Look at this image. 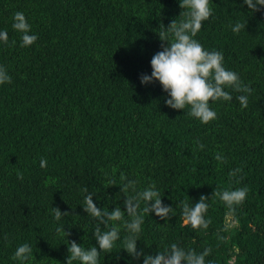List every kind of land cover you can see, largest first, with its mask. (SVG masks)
Segmentation results:
<instances>
[{
	"label": "trees",
	"instance_id": "1",
	"mask_svg": "<svg viewBox=\"0 0 264 264\" xmlns=\"http://www.w3.org/2000/svg\"><path fill=\"white\" fill-rule=\"evenodd\" d=\"M210 7L194 39L222 52L224 67L253 91L227 87L232 98L210 100L217 116L202 123L187 107L170 108L158 81L140 82L168 43L159 33L170 41L164 28L183 19L179 0H0V65L11 77L0 85V264H20L13 253L24 243L26 264H68L71 241L95 246L96 227L113 224L120 239L99 264H142L122 249L131 220L124 202L135 195L128 180L138 191L154 184L172 207L165 219L143 214L138 250L177 243L211 249L205 259L214 264H264V9L250 12L243 0ZM17 11L38 37L30 46L13 28ZM237 22L244 26L234 32ZM239 187L246 198L229 209L220 193ZM88 193L105 211L119 206L122 219L105 225L89 215ZM201 196L210 222L194 229L183 204ZM54 207L67 214L56 220Z\"/></svg>",
	"mask_w": 264,
	"mask_h": 264
},
{
	"label": "clouds",
	"instance_id": "2",
	"mask_svg": "<svg viewBox=\"0 0 264 264\" xmlns=\"http://www.w3.org/2000/svg\"><path fill=\"white\" fill-rule=\"evenodd\" d=\"M183 9L179 22L172 20L164 33H171L172 39L169 41L163 33H159L162 40L167 41L162 46V50L157 51L150 60L151 73H143L140 76L142 84L159 82L167 96L165 103L172 109L188 108L189 114L202 123H208L216 118V111L210 107V100H230L231 94L226 90L232 87L243 93H251L253 89L242 83L239 74L224 67L223 53L217 50H208L194 39L202 27V22L208 20L213 13L210 7V0H179ZM250 12L264 9V0H243ZM244 25L237 22L232 26L234 32H239ZM13 28L21 34V45L30 46L37 40V35L30 31V24L27 22L23 12L17 11L14 14ZM7 33L0 31V41L6 42ZM11 81V77L6 69L0 65V85ZM241 107L247 106L248 96L242 94L238 96ZM203 148V145H200ZM217 159H221L217 154ZM41 167L46 166V161L41 159ZM235 171H238L235 170ZM231 174V173H230ZM125 189L131 188L135 195L127 196L125 200L126 212L131 217L130 221H124V226L128 235L124 237L123 250L134 257H142V264H214L206 257L211 249L205 248L202 252H195L185 249L177 243H172L164 251H157L155 254L144 253L138 250V234L144 220V213H155L161 219L169 216L171 206L164 204L162 197L155 187L151 185L143 190L136 189V181L128 180L123 186ZM87 192V188L83 189ZM247 195V187H239L231 190H224L220 193V199L225 205L232 209L244 201ZM146 202L147 206L140 209V201ZM207 197L201 196L194 204H183L182 215L184 223L190 224L192 228L207 229L209 220L206 219V212L209 207ZM83 207L85 211L96 218L102 224H107L109 220L119 221L122 219L123 211L119 206L111 211H105L98 207L93 200V194L84 196ZM55 219L60 220L66 212H61L58 207H54ZM232 224L226 223L225 228ZM59 231V229H57ZM96 245L90 248H83L75 240L71 241L67 258L68 264L72 259H78L81 264H99L101 251H110L117 240L120 239V226H113L106 231H102L99 225L95 229ZM32 253L28 243L19 245L13 253V258L26 264L30 260Z\"/></svg>",
	"mask_w": 264,
	"mask_h": 264
},
{
	"label": "rangeland",
	"instance_id": "3",
	"mask_svg": "<svg viewBox=\"0 0 264 264\" xmlns=\"http://www.w3.org/2000/svg\"><path fill=\"white\" fill-rule=\"evenodd\" d=\"M232 223V222H231ZM234 223V222H233Z\"/></svg>",
	"mask_w": 264,
	"mask_h": 264
}]
</instances>
